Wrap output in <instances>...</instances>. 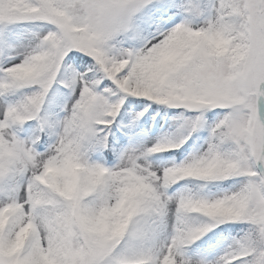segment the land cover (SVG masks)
I'll return each instance as SVG.
<instances>
[{
    "label": "snow or ice",
    "instance_id": "1",
    "mask_svg": "<svg viewBox=\"0 0 264 264\" xmlns=\"http://www.w3.org/2000/svg\"><path fill=\"white\" fill-rule=\"evenodd\" d=\"M0 264H264V0H0Z\"/></svg>",
    "mask_w": 264,
    "mask_h": 264
}]
</instances>
